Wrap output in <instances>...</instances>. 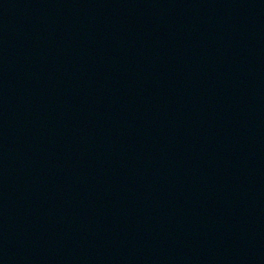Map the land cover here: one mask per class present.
I'll return each mask as SVG.
<instances>
[{
    "label": "water",
    "instance_id": "water-1",
    "mask_svg": "<svg viewBox=\"0 0 264 264\" xmlns=\"http://www.w3.org/2000/svg\"><path fill=\"white\" fill-rule=\"evenodd\" d=\"M244 0H0V264H26L115 136Z\"/></svg>",
    "mask_w": 264,
    "mask_h": 264
}]
</instances>
